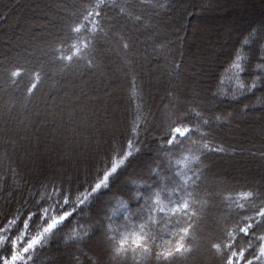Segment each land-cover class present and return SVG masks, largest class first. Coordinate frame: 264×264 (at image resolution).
I'll return each mask as SVG.
<instances>
[{"label":"trees","instance_id":"trees-1","mask_svg":"<svg viewBox=\"0 0 264 264\" xmlns=\"http://www.w3.org/2000/svg\"><path fill=\"white\" fill-rule=\"evenodd\" d=\"M36 2L0 0V35L13 34L15 14H25ZM175 5L176 0L68 2V15L55 38L34 35L29 40L30 50L37 46L39 54L21 53L0 66L2 104L10 103L8 110L19 117L25 111L32 114L43 102L49 105L53 98L46 101V96L55 99L63 81L75 84L77 78L93 72L97 61L106 59L107 38L118 20L128 29L149 26ZM191 15L187 11L186 18ZM9 24L13 27L4 31ZM262 26L241 32L205 85L207 94L183 102L178 111L162 106L158 111L163 110L164 121L155 128L142 115L148 112L146 105L157 102L144 98L136 75L127 76L123 133L77 182L52 176L21 187L0 213V228L5 229L0 235L10 233L11 240L26 220L29 231H34L39 224L56 219L59 226L49 246L36 258L40 264H54L50 251L56 246L67 242L69 249L83 242L85 249L91 244L96 220L101 223L98 233L107 232L105 241L115 253L114 264H264ZM186 32L185 28L169 36L177 38L180 50L185 48ZM125 49H130L129 44ZM164 65L179 80L183 55L167 53ZM149 90L153 93L151 85ZM254 116L257 127L246 123ZM248 126L255 133L246 138L239 130ZM229 162H241L250 169L235 175L223 170L218 176L217 169L227 168L224 164ZM133 163L138 171L131 169ZM10 251L8 244L0 249V253Z\"/></svg>","mask_w":264,"mask_h":264},{"label":"rangeland","instance_id":"rangeland-1","mask_svg":"<svg viewBox=\"0 0 264 264\" xmlns=\"http://www.w3.org/2000/svg\"><path fill=\"white\" fill-rule=\"evenodd\" d=\"M74 1L37 0L27 7L25 14H15L14 33L0 35V66L17 59L21 53L39 54L37 46L30 50L29 40L34 35H43L47 40L55 38L54 33L62 28L69 12L65 5ZM51 10H55V14ZM187 11H192L191 18H186ZM117 22L115 29L114 26L111 29L114 32L107 38L109 46L103 53L106 59L97 61L92 73L82 76L83 79L77 78L75 84L70 83L72 87L67 80L63 81L61 92L54 94L55 99L49 94L46 96V101L53 98L48 106L43 102L32 114L25 111L19 117V113L8 110L10 103L2 104L0 93V213L19 195L21 187L36 179L53 176V179L77 182L87 175L90 166L93 167L101 153L108 149L107 145L124 131L127 76L136 75L142 83L144 98L149 103L157 102L148 104V108L146 105L149 113L142 115L152 128L163 124V110L158 111L162 106L167 111L168 108L177 110L183 102L196 101L207 94L205 85L241 32L264 25V0H176L170 11L147 27L143 24L128 29L129 25L122 20ZM10 26L13 24L6 25L4 31ZM185 28V48L180 50L176 45L177 38L169 36H176ZM128 44L130 49L127 51ZM160 47L165 51L157 54ZM169 52L183 55L179 80L164 65ZM183 80L185 83L181 84ZM150 85L153 93L147 91ZM0 89L4 90L3 87ZM38 103L36 101L33 107ZM237 118L244 119L242 116ZM255 118L251 117L246 123L257 127ZM252 127L238 130L246 138L252 137L255 133ZM224 166L227 168L217 169L218 176L223 170L237 174L250 169L241 162H229ZM131 169L139 170L135 163ZM95 221L96 234L90 238L91 244L83 249L81 242L67 249L65 241L50 251L54 264H79V257L84 261L82 264H114L115 253L105 241L107 232L103 229L98 233L101 223Z\"/></svg>","mask_w":264,"mask_h":264},{"label":"clouds","instance_id":"clouds-1","mask_svg":"<svg viewBox=\"0 0 264 264\" xmlns=\"http://www.w3.org/2000/svg\"><path fill=\"white\" fill-rule=\"evenodd\" d=\"M28 223L26 220L24 226L16 235L12 236L11 240L8 239L10 233L0 235V249L4 248L6 244L11 246L9 253H0V264H13L11 260L13 255L18 257L15 264H40L36 258L43 249L49 246L51 234L59 225L56 219H52L46 224H39L36 230L29 231ZM4 231V228H0V233Z\"/></svg>","mask_w":264,"mask_h":264},{"label":"snow or ice","instance_id":"snow-or-ice-1","mask_svg":"<svg viewBox=\"0 0 264 264\" xmlns=\"http://www.w3.org/2000/svg\"><path fill=\"white\" fill-rule=\"evenodd\" d=\"M18 259V257L16 256V255H13L12 257H11V260H12V262H13V264H15V261Z\"/></svg>","mask_w":264,"mask_h":264}]
</instances>
